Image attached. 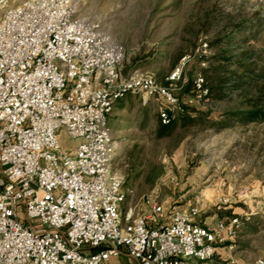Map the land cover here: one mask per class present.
I'll return each mask as SVG.
<instances>
[{
  "label": "built area",
  "instance_id": "obj_1",
  "mask_svg": "<svg viewBox=\"0 0 264 264\" xmlns=\"http://www.w3.org/2000/svg\"><path fill=\"white\" fill-rule=\"evenodd\" d=\"M80 2L0 0V264H112L124 252L135 264H200L232 248L238 215L209 225L158 194L146 198L147 215L122 212L109 116L141 94L165 102L159 120L169 124L186 109L175 93L182 67L168 83L124 76L122 46L78 15ZM204 83L198 73L197 99L208 100ZM62 130L80 140L74 148H62Z\"/></svg>",
  "mask_w": 264,
  "mask_h": 264
},
{
  "label": "rangeland",
  "instance_id": "obj_2",
  "mask_svg": "<svg viewBox=\"0 0 264 264\" xmlns=\"http://www.w3.org/2000/svg\"><path fill=\"white\" fill-rule=\"evenodd\" d=\"M78 15L99 23L122 46L124 76L140 72L164 82L181 66L175 93L196 118L179 117L159 137L165 102L141 94L116 102L109 116L118 147L111 172L124 180L122 212L134 208L147 215L146 198L158 194L168 208L197 211L209 225L238 215L233 247L219 245L199 263L251 264L264 256V121L245 124L233 113L264 96V0H81ZM220 30L231 54H251L246 62L252 71L248 83L232 86L225 99L200 100L185 87L209 67L205 57L216 49L208 41ZM179 50L187 58L175 62ZM79 141L61 131L62 148Z\"/></svg>",
  "mask_w": 264,
  "mask_h": 264
},
{
  "label": "trees",
  "instance_id": "obj_3",
  "mask_svg": "<svg viewBox=\"0 0 264 264\" xmlns=\"http://www.w3.org/2000/svg\"><path fill=\"white\" fill-rule=\"evenodd\" d=\"M204 32L208 33V29L206 28ZM221 34L222 30L218 31L208 41V46L215 48L216 51L211 56L205 57L207 62H209V67L203 69L204 86L208 89V94L205 98L213 100L225 99L228 95V90L234 85H246L248 83L249 73L252 71L251 65L246 62L251 54H248L246 51L240 54H231L230 49L227 47L230 40H225V37L221 36ZM186 55L187 52L185 50H179L175 62H178ZM230 65H233L234 69H230ZM120 70L123 74L121 66ZM164 83H168V81L165 80ZM185 90L193 94L196 93L194 78L186 85ZM251 101H253L252 106L247 110L233 112L234 115H237L240 121L245 124L255 120L264 121V96L258 95ZM181 116L185 120H190L191 122L196 121L195 116L192 117L191 113L185 109L183 114L174 118L169 124H162L160 122L157 130L159 137L167 135ZM222 123L224 124L226 122L223 121Z\"/></svg>",
  "mask_w": 264,
  "mask_h": 264
},
{
  "label": "crops",
  "instance_id": "obj_4",
  "mask_svg": "<svg viewBox=\"0 0 264 264\" xmlns=\"http://www.w3.org/2000/svg\"><path fill=\"white\" fill-rule=\"evenodd\" d=\"M130 189H133V187H131ZM111 263L112 264H135V263H133V261L131 260V258L129 257V255L126 252H124L118 258H112Z\"/></svg>",
  "mask_w": 264,
  "mask_h": 264
}]
</instances>
